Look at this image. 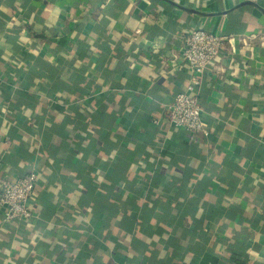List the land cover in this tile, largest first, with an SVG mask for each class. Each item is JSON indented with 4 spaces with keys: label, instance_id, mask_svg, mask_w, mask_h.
<instances>
[{
    "label": "crops",
    "instance_id": "crops-1",
    "mask_svg": "<svg viewBox=\"0 0 264 264\" xmlns=\"http://www.w3.org/2000/svg\"><path fill=\"white\" fill-rule=\"evenodd\" d=\"M194 28L235 38L208 134L164 117ZM262 37L264 0H0V178L38 171L0 264H264Z\"/></svg>",
    "mask_w": 264,
    "mask_h": 264
},
{
    "label": "built area",
    "instance_id": "built-area-1",
    "mask_svg": "<svg viewBox=\"0 0 264 264\" xmlns=\"http://www.w3.org/2000/svg\"><path fill=\"white\" fill-rule=\"evenodd\" d=\"M253 37L257 38L259 34H250L241 39L249 42ZM234 39V35L214 33L205 28H194L184 36L181 60L189 67V82L186 90L178 93L168 104L164 114L175 127L191 133H209L199 92L207 70L226 48L227 42ZM37 179L38 171L35 168L16 179L0 178V205L5 208L7 221L21 223L35 217L29 201Z\"/></svg>",
    "mask_w": 264,
    "mask_h": 264
},
{
    "label": "trees",
    "instance_id": "trees-1",
    "mask_svg": "<svg viewBox=\"0 0 264 264\" xmlns=\"http://www.w3.org/2000/svg\"><path fill=\"white\" fill-rule=\"evenodd\" d=\"M112 119H114V118H111V123H112V121H113ZM37 181H38V179H37ZM36 184H37V183H36ZM32 209H33L34 212L36 211L34 207H32Z\"/></svg>",
    "mask_w": 264,
    "mask_h": 264
}]
</instances>
